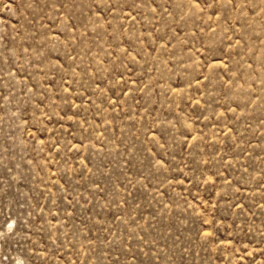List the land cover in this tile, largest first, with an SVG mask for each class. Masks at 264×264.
I'll return each mask as SVG.
<instances>
[{
    "label": "rangeland",
    "instance_id": "374dc122",
    "mask_svg": "<svg viewBox=\"0 0 264 264\" xmlns=\"http://www.w3.org/2000/svg\"><path fill=\"white\" fill-rule=\"evenodd\" d=\"M0 264H264V0H0Z\"/></svg>",
    "mask_w": 264,
    "mask_h": 264
}]
</instances>
